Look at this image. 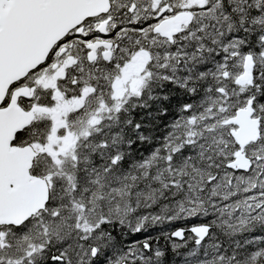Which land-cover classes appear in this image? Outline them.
Masks as SVG:
<instances>
[{"label":"snow or ice","instance_id":"obj_1","mask_svg":"<svg viewBox=\"0 0 264 264\" xmlns=\"http://www.w3.org/2000/svg\"><path fill=\"white\" fill-rule=\"evenodd\" d=\"M0 264H264V0H0Z\"/></svg>","mask_w":264,"mask_h":264}]
</instances>
